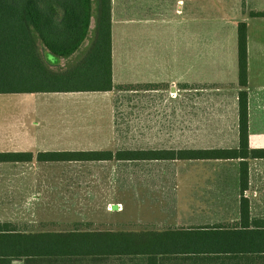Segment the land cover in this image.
Wrapping results in <instances>:
<instances>
[{
	"label": "crops",
	"instance_id": "crops-1",
	"mask_svg": "<svg viewBox=\"0 0 264 264\" xmlns=\"http://www.w3.org/2000/svg\"><path fill=\"white\" fill-rule=\"evenodd\" d=\"M193 1L110 0V90L3 93L17 100L11 115L0 125V154L16 153L20 158H0V222L3 206L13 205L9 199L4 200L16 194L11 182L34 181L40 165L130 163L38 162L37 152L236 148L240 21L247 27L248 142L250 148H264V29L258 26L250 35L246 17L264 23V16L249 15L264 9H241V14L225 17L218 45L204 42L197 50L200 45H196ZM94 12L93 2L88 35L69 57L56 56L40 47L48 68L70 69L81 58L94 33ZM225 24L230 25L229 31ZM214 54L218 55L216 59ZM217 62L222 64V70L211 75L213 78L206 77L201 64ZM199 72L204 76L196 77ZM135 91L138 112L133 118L128 111L131 101L126 98ZM133 132L138 133L137 139L131 138ZM239 162L240 159L139 160L151 167L170 163L176 171L140 173L146 181H162L157 189L163 195L158 200L141 202L153 210L145 212V216L142 213V227L138 229L238 225L242 196L248 201L249 225L264 227V158L248 159V184L242 194ZM179 166L185 171H178ZM25 192L23 202L28 212L34 191H29L27 185ZM120 203L116 201V211H122L117 206ZM108 209L113 211L112 202Z\"/></svg>",
	"mask_w": 264,
	"mask_h": 264
},
{
	"label": "trees",
	"instance_id": "trees-1",
	"mask_svg": "<svg viewBox=\"0 0 264 264\" xmlns=\"http://www.w3.org/2000/svg\"><path fill=\"white\" fill-rule=\"evenodd\" d=\"M95 27L72 68L54 71L40 47L69 57L88 35L92 4ZM251 16H264L251 11ZM110 0H0V93L106 91L110 70ZM238 146L208 149L63 150L37 152L38 162L99 160L240 159L239 189L248 184V159L264 148L248 142L247 27L238 23ZM17 160L20 154H0ZM32 155L29 154V159ZM238 225L162 229H93L77 222L67 230H22L0 222V264H264V227H251L241 197Z\"/></svg>",
	"mask_w": 264,
	"mask_h": 264
},
{
	"label": "rangeland",
	"instance_id": "rangeland-1",
	"mask_svg": "<svg viewBox=\"0 0 264 264\" xmlns=\"http://www.w3.org/2000/svg\"><path fill=\"white\" fill-rule=\"evenodd\" d=\"M192 3L195 8L196 45H200L196 46L197 50L204 42L208 43L206 45H218V37H222V21L225 17L229 19L240 13L241 9H264V0H194ZM246 17L250 21V35L258 26L264 29L263 22L256 23L253 21L256 19ZM225 25L229 31L230 25ZM217 56V54L212 55L213 59ZM200 68L206 70V77L207 75L212 77L219 73V69L222 70V64L219 65L218 62L212 65L201 64ZM198 76L202 77L204 73H196V77ZM131 94L132 96L126 99L131 101L132 108L128 111L135 118L138 112L135 100L138 92ZM16 100L17 97L14 95L0 93V125L6 121L8 115H11ZM130 136L132 139H137L138 133L133 132ZM138 161H130L128 165H111L104 162L40 165L35 170L34 181L11 182V189L16 194L10 198L4 197V200L9 199L13 205L3 206V221L12 222L17 229L30 231L67 230L80 221L90 222L89 226L93 229L141 228L142 213L145 216V212L153 210L146 203L141 205V202L144 199L158 200L163 193L158 190V185L162 181L158 184L146 181L140 173L168 174L176 171V168L170 163L151 167ZM178 171H185V168L179 166ZM27 185L29 191L31 189L34 191L33 203L29 198L28 212L23 202H26L24 194ZM154 196L157 197L152 198ZM116 201L122 202L120 203L122 211H116L114 206ZM110 202H112V212L108 209ZM163 208L165 211L168 210L166 207ZM13 264H21V262L14 261Z\"/></svg>",
	"mask_w": 264,
	"mask_h": 264
},
{
	"label": "built area",
	"instance_id": "built-area-1",
	"mask_svg": "<svg viewBox=\"0 0 264 264\" xmlns=\"http://www.w3.org/2000/svg\"><path fill=\"white\" fill-rule=\"evenodd\" d=\"M118 208H120V204H117Z\"/></svg>",
	"mask_w": 264,
	"mask_h": 264
}]
</instances>
